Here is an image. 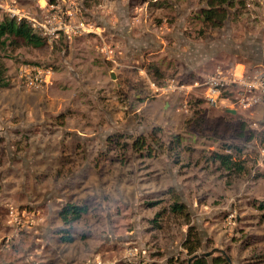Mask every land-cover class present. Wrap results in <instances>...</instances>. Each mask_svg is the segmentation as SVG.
I'll return each mask as SVG.
<instances>
[{"label": "rangeland", "instance_id": "1", "mask_svg": "<svg viewBox=\"0 0 264 264\" xmlns=\"http://www.w3.org/2000/svg\"><path fill=\"white\" fill-rule=\"evenodd\" d=\"M256 3L208 29L205 0H0L45 38L0 52V264H190L194 235L204 264H264V120L198 86L264 66Z\"/></svg>", "mask_w": 264, "mask_h": 264}, {"label": "built area", "instance_id": "2", "mask_svg": "<svg viewBox=\"0 0 264 264\" xmlns=\"http://www.w3.org/2000/svg\"><path fill=\"white\" fill-rule=\"evenodd\" d=\"M245 1L246 6L256 2L260 7L264 6V0ZM49 74L50 70L34 67L25 71L21 79L27 88L39 89L46 83ZM198 86L202 88V96L207 105L232 108L235 112H248L250 117L260 115L264 120V66L246 68L241 65L239 70L235 67L225 72L218 70L207 76ZM258 124L255 121L251 125L257 128Z\"/></svg>", "mask_w": 264, "mask_h": 264}, {"label": "trees", "instance_id": "3", "mask_svg": "<svg viewBox=\"0 0 264 264\" xmlns=\"http://www.w3.org/2000/svg\"><path fill=\"white\" fill-rule=\"evenodd\" d=\"M205 10L202 16V22L208 29L221 28L227 20L230 11L233 9H243L246 5L245 0H205ZM10 42H18L30 45L35 48H41L45 45V38L39 36L30 23L24 18H18L13 15L3 14L0 17V52L5 50ZM243 125V123H242ZM222 158V156H220ZM85 212V208L80 206L65 205L59 212L58 216L62 222L69 225L71 222L78 220ZM173 213H182L183 206L175 203L172 207ZM190 239L189 243L183 246L189 256H194L195 249L191 242L196 241V235ZM203 257L193 258L190 264H204Z\"/></svg>", "mask_w": 264, "mask_h": 264}, {"label": "water", "instance_id": "4", "mask_svg": "<svg viewBox=\"0 0 264 264\" xmlns=\"http://www.w3.org/2000/svg\"><path fill=\"white\" fill-rule=\"evenodd\" d=\"M112 78V77H111ZM225 112L227 113V114H230V115H234L235 114V111L234 110H229V109H227V110H225ZM263 115H264V109H263ZM209 255V253H202V254H200V255H194L190 260H192L193 258H196V257H201V256H208Z\"/></svg>", "mask_w": 264, "mask_h": 264}, {"label": "crops", "instance_id": "5", "mask_svg": "<svg viewBox=\"0 0 264 264\" xmlns=\"http://www.w3.org/2000/svg\"><path fill=\"white\" fill-rule=\"evenodd\" d=\"M238 65H243V64H238ZM244 66V65H243ZM224 111L227 110V107L223 109Z\"/></svg>", "mask_w": 264, "mask_h": 264}]
</instances>
